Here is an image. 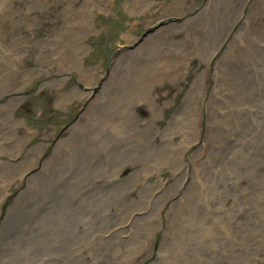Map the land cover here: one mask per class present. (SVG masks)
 <instances>
[{"label": "rangeland", "instance_id": "374dc122", "mask_svg": "<svg viewBox=\"0 0 264 264\" xmlns=\"http://www.w3.org/2000/svg\"><path fill=\"white\" fill-rule=\"evenodd\" d=\"M0 264H264V0H0Z\"/></svg>", "mask_w": 264, "mask_h": 264}, {"label": "bare ground", "instance_id": "6f19581e", "mask_svg": "<svg viewBox=\"0 0 264 264\" xmlns=\"http://www.w3.org/2000/svg\"><path fill=\"white\" fill-rule=\"evenodd\" d=\"M81 68V67H80ZM82 69V68H81ZM87 70L85 68H83L82 72H81V76H85V74L87 73L86 72ZM88 80V79H87ZM18 122V121H17ZM16 125V122H14V126ZM7 216V215H6Z\"/></svg>", "mask_w": 264, "mask_h": 264}]
</instances>
